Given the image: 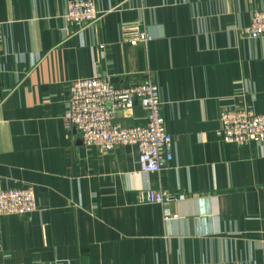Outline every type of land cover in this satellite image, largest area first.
Returning a JSON list of instances; mask_svg holds the SVG:
<instances>
[{
  "label": "crops",
  "instance_id": "1",
  "mask_svg": "<svg viewBox=\"0 0 264 264\" xmlns=\"http://www.w3.org/2000/svg\"><path fill=\"white\" fill-rule=\"evenodd\" d=\"M70 1L0 0V189L36 204L0 216V264H264V141L217 133L221 110L264 113V35L241 32L264 0H94L80 30L63 21ZM134 30L147 39H122ZM96 75L157 84L173 139L159 172L139 171L136 146L99 151L65 125L69 82ZM147 189L170 198L139 202Z\"/></svg>",
  "mask_w": 264,
  "mask_h": 264
},
{
  "label": "built area",
  "instance_id": "2",
  "mask_svg": "<svg viewBox=\"0 0 264 264\" xmlns=\"http://www.w3.org/2000/svg\"><path fill=\"white\" fill-rule=\"evenodd\" d=\"M99 11L94 0H72L62 18L78 30L94 22ZM244 36L255 39L264 35V9L252 13L250 22L241 29ZM128 42L145 41L147 36L137 30L121 34ZM102 47V46H100ZM138 104L146 114L144 124L123 127L113 121L115 112L131 109ZM159 89L152 78L144 82L117 87L107 76L96 75L72 80L68 84V98L63 120L67 127L78 131L84 146L109 151L118 146L133 145L138 150L139 171L159 172L173 158V139L166 131L161 113ZM217 133L226 143L243 145L264 141V113L249 108L224 109L219 112ZM169 195L160 190L139 192L141 203H162ZM182 199L183 195H178ZM36 204L30 188L0 189V216L28 214Z\"/></svg>",
  "mask_w": 264,
  "mask_h": 264
}]
</instances>
